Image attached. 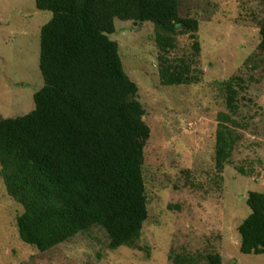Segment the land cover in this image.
Listing matches in <instances>:
<instances>
[{
	"label": "rangeland",
	"instance_id": "1",
	"mask_svg": "<svg viewBox=\"0 0 264 264\" xmlns=\"http://www.w3.org/2000/svg\"><path fill=\"white\" fill-rule=\"evenodd\" d=\"M180 15L197 19L199 29L178 35L168 58L184 62L195 84H161L153 23L117 20L110 36L151 130L144 163L149 218L138 247L112 250L99 228L46 252L27 244L18 230L24 208L8 194L0 165V264H206L210 253L223 264H264V255L241 252L239 233L251 213L249 194L264 193V0H182ZM51 19L36 0H0V120L35 109L45 85L41 30ZM228 82L238 92L239 141L220 172L218 119L231 114Z\"/></svg>",
	"mask_w": 264,
	"mask_h": 264
},
{
	"label": "trees",
	"instance_id": "2",
	"mask_svg": "<svg viewBox=\"0 0 264 264\" xmlns=\"http://www.w3.org/2000/svg\"><path fill=\"white\" fill-rule=\"evenodd\" d=\"M182 0H36L52 13L41 30L44 87L35 109L0 120V165L8 194L24 212L21 239L42 252L99 228L109 248H136L149 218L144 178L151 130L139 89L126 74L116 21L151 22L157 29L163 86L199 82L182 62L168 58L176 37L199 22L180 15ZM264 54V21L260 23ZM195 37V36H194ZM194 49L200 51L195 42ZM231 114L219 115L216 161L220 172L239 141L237 91L225 84ZM243 173V171H242ZM249 217L239 227L241 252L264 255V193L251 192ZM206 264H223L210 253Z\"/></svg>",
	"mask_w": 264,
	"mask_h": 264
}]
</instances>
